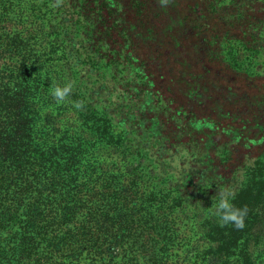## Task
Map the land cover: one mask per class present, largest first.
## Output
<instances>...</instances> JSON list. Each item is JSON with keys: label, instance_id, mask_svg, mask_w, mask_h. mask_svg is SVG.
<instances>
[{"label": "trees", "instance_id": "trees-1", "mask_svg": "<svg viewBox=\"0 0 264 264\" xmlns=\"http://www.w3.org/2000/svg\"><path fill=\"white\" fill-rule=\"evenodd\" d=\"M4 1L0 264H264V0Z\"/></svg>", "mask_w": 264, "mask_h": 264}, {"label": "clouds", "instance_id": "clouds-1", "mask_svg": "<svg viewBox=\"0 0 264 264\" xmlns=\"http://www.w3.org/2000/svg\"><path fill=\"white\" fill-rule=\"evenodd\" d=\"M63 0H56V6H59ZM161 7H166L171 0H158ZM72 94V85L66 84L63 87L56 85L52 87L51 97L57 104L66 101ZM76 109H82L84 107L81 101L71 102ZM219 203L215 206L214 214L219 217L220 226L225 227L229 224L233 225L235 229L242 230L245 227L244 220L248 215L249 209L245 205L241 208L236 207L228 199V193L226 191H218ZM234 199V197H233Z\"/></svg>", "mask_w": 264, "mask_h": 264}, {"label": "rangeland", "instance_id": "rangeland-1", "mask_svg": "<svg viewBox=\"0 0 264 264\" xmlns=\"http://www.w3.org/2000/svg\"><path fill=\"white\" fill-rule=\"evenodd\" d=\"M1 1L2 0H0V2ZM7 6L8 7H14V9L15 8L19 9V2L17 3L16 0H6V1H4V7H7ZM260 35H261V31L259 33V36ZM240 38H242V37H240ZM243 40H245V38H243ZM246 42L247 41H245L244 43L234 42L231 44H224V46H226V48H229L231 50L234 48L235 49L238 48L241 50L242 57H241V61H239L238 65H240L242 70L246 71L250 75H253L252 78L263 77L264 76V44L261 47L254 49L252 45L248 46ZM237 43H239V44H237ZM229 49L226 52H229L230 51ZM255 50H256V53H255ZM222 54L224 55V57L227 55L225 53V51ZM245 55L249 56V57H247V58L243 57ZM234 68L238 70L237 65H235ZM78 168H79V166H78ZM179 237L180 238L176 239V241L180 244H184L185 243L184 241L187 238H190L191 235L188 232H185L183 237H182V235ZM142 240L146 243L145 244L146 247H150V243L148 242L149 238L147 236H144L142 238H138L137 240L135 237L133 239V241L131 242V244H132V248L130 250L131 254L136 253V250H137V248L140 245ZM177 247H178V245H176L173 249H171L169 254L170 255L175 254L177 252V250H176ZM169 248L167 249V255H168ZM82 260L84 261V258H82Z\"/></svg>", "mask_w": 264, "mask_h": 264}]
</instances>
